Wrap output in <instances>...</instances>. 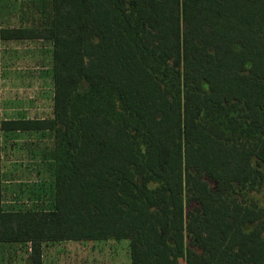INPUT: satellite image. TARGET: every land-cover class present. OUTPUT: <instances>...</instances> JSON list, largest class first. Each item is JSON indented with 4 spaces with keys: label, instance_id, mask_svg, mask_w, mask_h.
<instances>
[{
    "label": "trees",
    "instance_id": "trees-1",
    "mask_svg": "<svg viewBox=\"0 0 264 264\" xmlns=\"http://www.w3.org/2000/svg\"><path fill=\"white\" fill-rule=\"evenodd\" d=\"M49 119L2 118L0 244L131 243V264H264V0H48ZM57 141L52 210L3 207L2 137Z\"/></svg>",
    "mask_w": 264,
    "mask_h": 264
},
{
    "label": "rangeland",
    "instance_id": "rangeland-1",
    "mask_svg": "<svg viewBox=\"0 0 264 264\" xmlns=\"http://www.w3.org/2000/svg\"><path fill=\"white\" fill-rule=\"evenodd\" d=\"M48 0H0V28L32 24ZM2 118L53 117L54 61L49 41L1 44ZM57 141L45 132H12L2 137L3 207L7 211L52 210L55 203ZM239 199L264 207V194L243 190ZM28 251L0 244V264H27ZM45 264H131V243L122 241L44 244ZM185 264V262H181Z\"/></svg>",
    "mask_w": 264,
    "mask_h": 264
},
{
    "label": "crops",
    "instance_id": "crops-1",
    "mask_svg": "<svg viewBox=\"0 0 264 264\" xmlns=\"http://www.w3.org/2000/svg\"><path fill=\"white\" fill-rule=\"evenodd\" d=\"M43 253H44V246H43ZM42 264H45L44 263V255H43V259H42Z\"/></svg>",
    "mask_w": 264,
    "mask_h": 264
}]
</instances>
